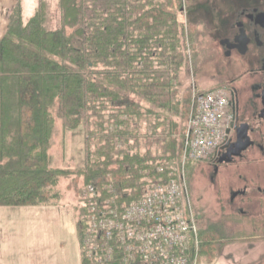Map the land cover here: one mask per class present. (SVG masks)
Returning a JSON list of instances; mask_svg holds the SVG:
<instances>
[{
  "label": "trees",
  "instance_id": "trees-1",
  "mask_svg": "<svg viewBox=\"0 0 264 264\" xmlns=\"http://www.w3.org/2000/svg\"><path fill=\"white\" fill-rule=\"evenodd\" d=\"M182 5L57 0L52 29L46 4L24 21L15 1L0 39V208L55 205L61 180L78 196L95 185L109 197L102 189L112 185L137 198L148 180L179 167L192 103L176 85L191 29L177 20ZM56 120L62 132L84 128L82 169L50 154ZM85 214L80 206L78 241ZM199 238L201 257L212 262L223 228L207 223ZM81 264L94 263L81 256Z\"/></svg>",
  "mask_w": 264,
  "mask_h": 264
},
{
  "label": "built area",
  "instance_id": "built-area-1",
  "mask_svg": "<svg viewBox=\"0 0 264 264\" xmlns=\"http://www.w3.org/2000/svg\"><path fill=\"white\" fill-rule=\"evenodd\" d=\"M223 107L219 92L193 95L179 167L165 179L148 180L137 198L112 185L102 189L109 197L95 185L83 190L82 257L94 264H199V224L189 200L185 167L205 160L219 146Z\"/></svg>",
  "mask_w": 264,
  "mask_h": 264
},
{
  "label": "flooded vegetation",
  "instance_id": "flooded-vegetation-1",
  "mask_svg": "<svg viewBox=\"0 0 264 264\" xmlns=\"http://www.w3.org/2000/svg\"><path fill=\"white\" fill-rule=\"evenodd\" d=\"M223 2L236 8L222 15V23L216 20L209 34L223 59L215 83L224 98L222 140L205 159L204 173L218 195L217 225L227 230L219 247L244 242L263 253L242 264H264L258 248L264 247V0ZM228 229L242 233L229 238Z\"/></svg>",
  "mask_w": 264,
  "mask_h": 264
},
{
  "label": "rangeland",
  "instance_id": "rangeland-1",
  "mask_svg": "<svg viewBox=\"0 0 264 264\" xmlns=\"http://www.w3.org/2000/svg\"><path fill=\"white\" fill-rule=\"evenodd\" d=\"M15 1L0 0V13H4V16L0 15V20H3L2 26L0 24V37L7 28ZM40 2L47 5L48 26L52 29L57 28L59 25L57 0H21L23 20L27 21L35 14ZM182 2V10L176 11L177 20L185 28L191 26V29L190 34H186L187 38L183 48L186 58L176 85L180 93L187 91L192 99L196 93L218 92L215 84L216 72L223 65V59L219 51L213 48L214 44L209 35L210 29L216 26V20L222 23L224 19L222 15L226 12L230 13L236 5L233 2L231 4L221 3L222 0H215L209 5L208 0H182ZM209 8L213 11L215 18L209 14ZM214 9L217 11L214 12ZM50 154L58 165L82 169L86 161L84 128L79 126L62 132L60 122L56 120ZM204 167L205 160L185 167L189 200L198 218L199 230L201 227L204 229L209 222L217 224L221 218L218 210V195L210 188ZM70 182L71 180L60 181L62 198L57 204L32 207L29 209V215L24 217L29 224L30 264H80L81 250L77 236L74 234L75 223L80 218V202L77 194L78 188H70ZM223 232L225 237L227 230ZM238 233L242 232L228 229L226 236L238 239L236 235ZM260 245L258 248L264 250V247ZM217 248L212 262H208L207 258L200 255L198 263L242 264L263 253L262 251L257 254L244 242L227 243V245L223 242Z\"/></svg>",
  "mask_w": 264,
  "mask_h": 264
},
{
  "label": "crops",
  "instance_id": "crops-1",
  "mask_svg": "<svg viewBox=\"0 0 264 264\" xmlns=\"http://www.w3.org/2000/svg\"><path fill=\"white\" fill-rule=\"evenodd\" d=\"M2 14L4 16V13H0V15ZM2 21L1 19V26ZM31 208L25 206L0 208V264L31 263L29 224L24 218L29 215ZM74 228V234L77 236L76 223Z\"/></svg>",
  "mask_w": 264,
  "mask_h": 264
}]
</instances>
